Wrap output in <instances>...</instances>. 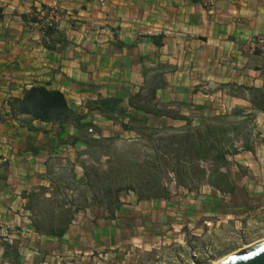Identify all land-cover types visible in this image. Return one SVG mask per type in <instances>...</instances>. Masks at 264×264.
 Here are the masks:
<instances>
[{
	"label": "crops",
	"instance_id": "obj_1",
	"mask_svg": "<svg viewBox=\"0 0 264 264\" xmlns=\"http://www.w3.org/2000/svg\"><path fill=\"white\" fill-rule=\"evenodd\" d=\"M49 5L69 14L59 29L66 43L53 49L30 25L33 12ZM257 35L264 36V0H0V264L48 263L33 248L41 236L30 227L23 194L50 188L46 173L57 151L62 164L76 159L73 147L56 145V126L34 121L30 132L20 125L9 99L45 86L84 113L82 106L99 96L119 97L127 109L128 96L143 83L142 66L161 64L168 68L162 75L166 86L158 91L164 102L169 95L201 105L214 95L238 104L226 96L228 86L264 89V57L244 45ZM240 103L250 107L245 99ZM88 114L101 128L118 129L98 112ZM254 114L264 121L263 111ZM67 133L74 134L72 126ZM75 173L80 177L81 168ZM92 213L75 214L68 232ZM23 229L32 242L24 241Z\"/></svg>",
	"mask_w": 264,
	"mask_h": 264
},
{
	"label": "trees",
	"instance_id": "obj_2",
	"mask_svg": "<svg viewBox=\"0 0 264 264\" xmlns=\"http://www.w3.org/2000/svg\"><path fill=\"white\" fill-rule=\"evenodd\" d=\"M33 21L31 16L30 23ZM41 33L47 49L66 43L55 28ZM167 69L161 64L143 65V83L128 96L127 109L119 106L123 101L119 97L99 96L82 106L84 113L70 105L62 92L45 86H32L22 97L8 100L10 113L28 131L34 121L51 124L56 126V145L76 149L74 162L64 160L62 164L58 151L50 158L46 173L50 188L41 186L36 193L23 194L36 234L62 240L73 216L85 210L103 211L105 219L113 221L122 206V195L131 193L136 201L167 200L170 182L187 191L204 183L219 193L233 192L227 156L238 153L234 138L242 139L240 149H252L248 124L255 111L264 112V89L232 84L228 86L230 95L245 99L250 108L205 114L203 105L161 100L158 91L166 86L162 75ZM92 111L119 131L104 136L88 114ZM176 122L180 125L171 124ZM68 125L73 135H68ZM76 166L82 170L80 177ZM6 251L15 253L13 248L6 247Z\"/></svg>",
	"mask_w": 264,
	"mask_h": 264
},
{
	"label": "rangeland",
	"instance_id": "obj_3",
	"mask_svg": "<svg viewBox=\"0 0 264 264\" xmlns=\"http://www.w3.org/2000/svg\"><path fill=\"white\" fill-rule=\"evenodd\" d=\"M226 94L238 104L212 95L201 104L203 113L229 114L235 108H250L241 105L242 98ZM165 100L174 101L169 95ZM248 125L252 149H240L242 139L234 138L238 153L227 156L234 186L231 194L204 183L187 191L173 182L168 183L167 200L136 201L129 193L120 197L122 206L113 221L95 210L87 222L67 230L62 240L39 235L38 241L33 239L39 247L33 248L46 257L47 264H213L254 245L264 239V121L257 122L253 113ZM117 128L102 127L105 135L118 132ZM69 152L76 158V149ZM21 232L24 241L32 242L25 229Z\"/></svg>",
	"mask_w": 264,
	"mask_h": 264
},
{
	"label": "built area",
	"instance_id": "obj_4",
	"mask_svg": "<svg viewBox=\"0 0 264 264\" xmlns=\"http://www.w3.org/2000/svg\"><path fill=\"white\" fill-rule=\"evenodd\" d=\"M105 1L106 0H98L100 4H104ZM68 16L69 14L67 12L60 10L56 6L49 5L33 12L32 17L35 21L31 22L30 25L37 27L40 33L46 28H55L59 30L65 25ZM244 45L249 53L259 54L264 57V36L257 35L249 37Z\"/></svg>",
	"mask_w": 264,
	"mask_h": 264
},
{
	"label": "water",
	"instance_id": "obj_5",
	"mask_svg": "<svg viewBox=\"0 0 264 264\" xmlns=\"http://www.w3.org/2000/svg\"><path fill=\"white\" fill-rule=\"evenodd\" d=\"M218 264H264V240L228 256Z\"/></svg>",
	"mask_w": 264,
	"mask_h": 264
},
{
	"label": "bare ground",
	"instance_id": "obj_6",
	"mask_svg": "<svg viewBox=\"0 0 264 264\" xmlns=\"http://www.w3.org/2000/svg\"><path fill=\"white\" fill-rule=\"evenodd\" d=\"M263 240H264V239H261V240L257 241L256 243L261 242V241H263ZM256 243H255V244H256ZM251 245H252V244H251ZM251 245H249V246H251ZM249 246H246V247H244V248H247V247H249ZM244 248H243V249H244ZM240 250H242V249H240ZM240 250H238V251H240ZM238 251H234V252H231L230 254H227L226 256L222 257L221 259L215 261L213 264H218V263H220L221 261H223L224 259H226L228 256L233 255V254L237 253Z\"/></svg>",
	"mask_w": 264,
	"mask_h": 264
}]
</instances>
